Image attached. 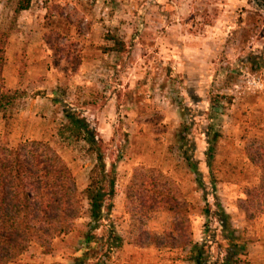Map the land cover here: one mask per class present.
<instances>
[{"label": "rangeland", "instance_id": "rangeland-1", "mask_svg": "<svg viewBox=\"0 0 264 264\" xmlns=\"http://www.w3.org/2000/svg\"><path fill=\"white\" fill-rule=\"evenodd\" d=\"M18 1L0 0V32L8 30ZM262 2L32 1V10L22 13L20 31L12 36L27 45L50 39L61 49L60 53L51 50L50 56H46V62L54 68L55 59H62V67L72 70L74 57L86 55L90 40H94L95 47H100L103 39L111 40L115 46L113 38L126 44L117 64L112 61L107 64L111 69L97 68L88 80L74 81L59 69L52 76L51 69L36 70L38 74L24 90L27 96L18 111L25 108L47 82L51 83L47 84L48 89L50 85L51 88L57 86L56 98L72 105L104 137L109 165L118 164V195L112 214L98 228H93L87 212L76 222L70 234L54 242L52 254H44L43 249L35 244L20 260L11 264H72L75 257L89 251V232L102 237L95 262L195 264L191 249H142L130 242L135 233V200L142 198L146 201L151 189L155 191V198L148 199V202L156 210L144 225L139 224L142 228L159 233L173 230L179 222L172 208V202L177 199L189 210L188 219L195 243L211 245L212 264L222 261L229 248V241L224 237L230 236L231 231L222 230L220 222L212 214H207V204L215 203L217 191L230 213L232 229L239 236L240 245H245L240 264H264V215L249 222L239 208L246 187L258 184L261 175L250 162L245 148L251 137L264 138ZM34 31L38 34H31ZM89 33L95 36H89ZM136 41L142 42L143 46L136 49ZM26 49L24 46V64L20 69L23 77L29 66L26 60L32 61V54ZM162 53L166 54L165 64ZM253 56L259 58L258 63H253ZM142 57L152 68L151 82L147 74L146 78L142 76L135 81V62ZM184 58L198 67L201 86L195 87L196 79L190 69L185 68ZM34 61L33 66H39L37 59ZM189 74L191 78L186 80ZM60 79L62 86L57 84ZM137 81L139 84L135 86ZM147 84L149 86H145ZM112 94H117L118 103L114 101L113 110L108 108L104 117L100 113L109 104ZM88 101L95 102L100 108L99 114L94 113L96 117L84 110ZM46 103L37 102L40 109L51 108L47 116L44 110H40L46 118L41 137L34 139L23 135L24 126L17 124L16 116L10 128V141L14 146L24 140L50 142L69 163L82 192L89 184L95 158L87 153V141L76 139L71 132L60 136L62 124L67 122L64 109L61 103L52 101L53 106ZM208 126L213 127V133L220 135L212 163L209 162ZM4 131L0 115V132ZM193 162L198 164L204 178L202 185ZM212 175L218 181L216 186L212 183ZM85 205L88 207L87 202Z\"/></svg>", "mask_w": 264, "mask_h": 264}, {"label": "trees", "instance_id": "trees-1", "mask_svg": "<svg viewBox=\"0 0 264 264\" xmlns=\"http://www.w3.org/2000/svg\"><path fill=\"white\" fill-rule=\"evenodd\" d=\"M32 1L19 0L8 30L0 32V115L5 128L4 132H0V264H11L20 260L35 244L43 249L44 254H52L54 242L70 234L76 222L87 212L92 219L93 228H98V225L112 214L118 195V164L113 162L109 165L108 148L104 137H101L86 117L72 105L55 100L56 103H61L67 117V122L63 123L60 129V136L71 132L76 139L87 141L89 144L87 153L95 158L89 184L84 191L79 190L77 177L69 163L50 142L24 140L14 146L10 141L12 122L27 92L11 89L6 84L4 71L7 65V49L12 34L20 31V16L24 11L31 9ZM262 4L264 5V0ZM113 40L115 46L108 51H115L121 55L126 49L125 42L116 38ZM46 42L50 50L61 52L50 39H46ZM258 59L251 57L253 63H258ZM74 60L72 70L67 66L62 67V59H55L54 66L68 77H73L79 72L83 58L77 55ZM87 104L95 102L88 101ZM212 128L207 127L211 163L215 158L220 138L218 133L212 132ZM245 149L250 162L261 172L258 184L246 187L245 198L239 204L247 221L252 222L264 215V138L251 137ZM185 152L187 154L186 149ZM193 167L197 171L200 184H204V178L196 162H193ZM212 183L215 186L218 183L214 175ZM150 191L146 201L142 198L135 200V233L130 242L142 249L152 247L158 250L191 249L195 264H212L211 245L207 242L195 243L188 219L189 210L179 200L172 202L173 211L179 219L173 230L159 233L139 225H144L156 210V207L148 202V199L155 198V191L152 189ZM214 199V204H207V214H212L220 222L222 230L231 231L230 236L224 237L229 241L227 254L222 261L215 264H240L241 251L245 245H240V238L232 229L231 216L217 191ZM85 202L88 203V207ZM87 237L89 251L83 256L75 257L72 264H103L101 260L95 262L101 249L102 237H97L91 232ZM118 240L122 246L120 238Z\"/></svg>", "mask_w": 264, "mask_h": 264}, {"label": "crops", "instance_id": "crops-1", "mask_svg": "<svg viewBox=\"0 0 264 264\" xmlns=\"http://www.w3.org/2000/svg\"><path fill=\"white\" fill-rule=\"evenodd\" d=\"M31 10L32 9L26 10V11H24V13H27ZM40 32L42 33V31H40ZM40 32H39V34L41 35ZM23 34L25 35L27 33H23ZM31 34H38V33H37V31H34ZM89 36L94 37L95 35H93L92 33H89ZM138 40H139V37H138ZM90 41H91L90 45L89 46L87 45L88 47H86V53H85L86 55L83 57V63L80 67V70L78 73H76L73 76L74 81H77V82L80 81L81 82L82 80H85V79L88 80L89 78L93 77V73L97 70V68H103L104 70L111 69L108 67L109 65H107V64H109V62H112V61H115L113 64H117V62L120 60V55L117 52H115V51L111 52L110 50L108 51V49L114 47V44L112 45L111 40H104L103 39V41L102 42L100 41L101 43H99L100 47L94 46V44H95V43H93L94 40H90ZM24 46H26V48H27L26 49L27 53L32 54L31 55L32 61L30 59L26 60L27 62H29V66L27 65V68H26L27 72L23 77V76H21L20 69H21L22 64H24L23 63ZM142 46H143L142 42L136 41V45H135L136 49L139 47H142ZM49 52H51V50L48 47L47 42L44 39H42L38 43H35V44L30 43L27 45L25 42H22V41L20 42V40L17 41L16 39H13V36H11L10 41H9V45H8V49H7V65H6L5 71H4V77L6 79L7 86L11 89L25 90L27 88L30 80H32L34 77L37 76L38 71L36 72V70L40 71V70H45V69H47V70L51 69L50 74H51V76L54 75V72H57L58 69L54 68L52 66V64L49 65L48 61L46 62V56H48V55L50 56ZM168 57L170 58V56H168ZM35 58L37 59V62H39V66H33V64H35L34 63L35 62L34 60H36ZM161 59H162V62L164 64L167 62L165 53H162ZM142 61H143V63H142ZM184 62H185V68L190 69V72H192L191 75H193L192 77L196 79L195 87L201 86V83H199L200 81L198 80V79H200V75H201V74L199 75V72L197 69L198 67L195 66L194 64H192L190 62V59L184 58ZM143 64H145V65H143ZM49 66H51V67H49ZM151 70H152V68L149 67L148 65H146V61L143 60V57L140 58L139 61L136 60V62H135V81L138 80V78H140L142 76H143V78H146V74H147L148 80H149V82H151L150 81ZM190 78H191V76L189 74V77H186L185 79L187 80ZM47 84H51V83L47 82ZM47 84H45V86L39 88L40 92L37 93L35 98H31V101L26 104V107L23 108L17 114V119L15 121H17V124H19L20 126H24L23 135L26 134L25 136H27V137H32L34 139H39L41 137L42 127H43V124H44L45 119H46L44 115L47 116L48 112L51 110V108L49 106L45 109L44 108L40 109L37 105V102H39V101L47 102L46 104L53 106L52 101L55 102V100H59L55 96L58 87L56 86L54 88L53 87L51 88V85H50V89H48L49 85H47ZM57 84H58V86H62L63 81H61V79H60V82H59V80H57ZM138 84H139V81L135 82V86ZM145 86H149V84H147ZM120 87H124V85H120ZM46 90H48V91H46ZM137 92H138V90L135 89V95L138 94ZM57 94H58V92H57ZM116 95L117 94H112V96L109 97L110 98L109 104L106 106L105 109H103V111L101 113L99 110L100 108H97L95 106V104H87V106H85L86 108H84V110H87L88 113L94 117H96V114H94L95 112L97 114L100 113V115H103L104 117H106V115L108 113V108H109V110L112 111L113 107H114L113 106L114 101L116 103H118ZM40 110L47 111V113H45L43 111V113H44V115H43L40 113ZM93 128H95V127H93ZM95 130H97V128ZM263 218H264V216H263ZM245 221H246V219H245Z\"/></svg>", "mask_w": 264, "mask_h": 264}]
</instances>
